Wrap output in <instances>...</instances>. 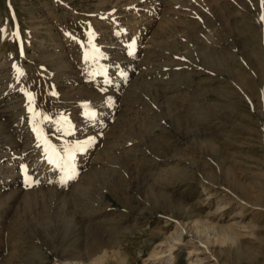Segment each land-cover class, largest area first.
Returning a JSON list of instances; mask_svg holds the SVG:
<instances>
[{
    "label": "rangeland",
    "instance_id": "rangeland-1",
    "mask_svg": "<svg viewBox=\"0 0 264 264\" xmlns=\"http://www.w3.org/2000/svg\"><path fill=\"white\" fill-rule=\"evenodd\" d=\"M165 1L163 6L144 5L155 19L149 18L146 32L139 31L140 23L123 21V15L113 9L114 3L124 4L125 0L112 4L104 0H0V77L11 84L14 68L25 60V82L36 93L40 117L59 119L61 110L55 96L45 91L37 65L46 64L55 72L49 63H59L64 54L71 58L72 50L69 53L67 49L77 44L76 39L91 37L106 50L117 43L103 38L113 30L128 36L123 44L135 38L137 45L152 43L164 49L168 59L165 72L175 89L164 99L163 124L153 113L139 119L137 125L152 133L139 137L142 147L126 152L131 155L126 168L137 163L143 168L142 176L130 182V169L116 175L115 188L127 191L123 201L105 185L103 177L91 172L87 183L81 184L91 192L89 198L70 195V204L68 199L62 203L59 215L52 210L56 200L51 194L35 193L23 198L29 204H10L0 192V208L6 203L14 207L11 225L0 229V264H13L16 255L22 256L19 264H54V252L59 248L74 247L91 254L111 238L116 253L110 262L97 264H161L164 255L160 248L169 246L174 233L183 229L188 232L183 237L187 245L174 248V264H190L197 255L211 256L209 264H216L215 260L217 264H264V7L261 0ZM131 13L134 17H130L138 18ZM166 18L172 19L173 26L164 22ZM21 82L19 86H24ZM140 82V86H158L154 79ZM132 86L138 87L137 81L129 88ZM142 92L140 106L148 109L144 103L154 95ZM174 106L181 108V116L170 112ZM47 139H42L41 147L49 153H43L60 159L63 145L56 146L54 139L53 145L52 139ZM77 147L75 143L73 151L65 154L69 162L61 171L63 176L82 170L77 163L84 153ZM98 191L103 192L104 202L110 203L99 220L110 223L76 222V216L88 218L104 207L96 203L94 193ZM162 191L173 198L155 195ZM68 205L70 211H66ZM25 219L29 224L22 222ZM2 220L6 219L0 216ZM203 220L217 228L205 226ZM231 224L236 226L229 228ZM231 234L236 235L235 242L226 236ZM25 236L30 237L29 243L21 247ZM14 241L19 249L12 248ZM90 258L87 264H92L94 257Z\"/></svg>",
    "mask_w": 264,
    "mask_h": 264
},
{
    "label": "bare ground",
    "instance_id": "bare-ground-1",
    "mask_svg": "<svg viewBox=\"0 0 264 264\" xmlns=\"http://www.w3.org/2000/svg\"><path fill=\"white\" fill-rule=\"evenodd\" d=\"M104 2L112 4L114 0H104ZM125 2L124 4L122 2L114 3L113 9L120 12L119 16L123 15V21L140 23L141 27H139V31L143 30L147 32L148 28H150L148 25L151 22L149 18L154 19V17H151L152 11H149L144 5L152 4L155 6H163L167 1L131 0L129 2L125 0ZM149 7L153 9V6ZM130 12H133V14L136 13L138 18L134 19L130 17L133 16L132 13L129 15ZM176 14L179 15L180 12H176ZM184 16L186 17L185 14ZM139 18L142 20L139 21ZM171 20L166 18L164 22L169 24L168 22ZM110 21L105 20L109 24ZM171 23L169 25H172ZM127 37L124 32H115L113 30L110 36L108 34L103 38L108 39L110 42L116 39L117 43L109 44L105 47L106 50H103L99 46L100 43L95 42L91 37L87 40L83 39L85 41L76 39L78 45H75V43L71 44L70 50L67 49L69 53L72 50L70 53L72 55L71 58L64 54L59 59V63H55L54 61L49 63L51 68H55V72H52L51 69L48 70L46 64L44 66L37 65L40 78L42 77L44 79L43 82H45V91L55 96V99L53 98L54 102L61 110L59 119H50V117L45 119L38 114L39 105L36 93L25 82L27 81L25 60L17 63L18 65L14 68L11 76V84L4 83L0 77V192L3 196H7L10 204H15L19 201L29 204L27 202L29 200L24 201L23 198L33 194L35 195V193L38 195L51 194V196H55L54 198L56 200L54 209H51L53 211L55 210L56 214L59 215L62 209V203L64 204L70 195L72 197L84 195L86 198H89L91 192L87 186H81V184L87 183L89 172L99 174L100 177H103L104 181H106L105 185L111 187L115 195L122 201L127 191L121 188L120 185V188H115L117 181L116 175L120 171L122 173V170L130 169L131 173H128L130 182H133L132 179L142 176L143 168L137 163L126 168L127 164L130 163L131 156H126V152L132 153L136 150V147H142L143 141H138L139 137H147V135L152 133L144 125H137L139 119L144 120L147 117L146 115L153 113L159 123L163 124L165 122L164 99L168 93L175 89L172 88L171 81L167 79L168 75L165 66H167L166 61L168 59L164 49L162 51V48L152 43H150V46H145V44L140 42L137 45L135 38H131L130 41L126 40L124 41L125 44H123L122 40ZM89 53L93 54L90 55ZM20 79H22L21 83L24 86H19ZM151 79H154L155 84L158 86H140V80L149 81ZM134 81H137L138 87L132 86L134 88H129L131 85H134ZM143 90H147L154 95L153 97L150 94V99H148L149 103H144L148 106V109L140 106L141 100L144 99ZM180 109L174 106L170 112L175 111L181 116L182 110L180 111ZM20 110V115L17 117L16 113ZM92 113H95V115L93 116ZM162 124L159 127L164 129ZM37 125L41 126L40 130H38L39 127ZM44 138H48L46 141H49L51 138L52 144L53 139L56 140L57 142L55 141L56 143H54L56 146L63 145L62 151L60 150V159L50 158L47 154L43 153V151L48 150L45 148L42 150L41 146L43 144L41 141ZM175 141L178 140L175 139ZM75 143L78 144L76 150H83L84 153L83 156L80 155L81 159L77 163L82 170L76 173H67L68 175L64 174L63 176L61 171L67 167V163L69 162H66L65 154L73 151V145ZM57 150L55 151L57 152ZM51 154H53V150ZM78 169L79 167L77 166ZM161 171L164 170L161 169ZM167 174H169V171H167ZM170 174H173V171ZM124 175L126 174L124 173ZM61 177L68 179L62 180ZM146 183H148V179H146ZM94 195L96 196V203L104 207L101 210L94 211L88 218L80 215L76 216V222L81 223L86 220V222L90 223H110V221L99 220L101 215L107 213L108 209H110L108 208L110 203L107 204L104 202L102 191H98ZM155 195H159L162 199L173 198L172 195L163 193V191L158 194L155 193ZM171 201L176 203L173 200ZM9 203L4 204L0 208L1 218L6 219L0 221L1 230L6 229L12 223L10 218L14 213V207ZM68 203L70 204V200ZM70 208V205H68L66 207L67 210H65L70 211ZM22 222L29 224L28 220ZM202 222L207 227L217 228V225L209 220H203ZM236 224H231V227H227L234 228L233 226H236ZM179 228H181V225H179ZM184 230L174 233L175 237L173 242H167L169 244V246L167 245L168 247L160 248L162 250V252L160 251L161 254L164 255L162 258L157 254V256L155 255V257L160 258L161 264L164 262H167L166 264L175 263L176 259L173 255L174 248H182L187 245L183 237L188 235V232ZM226 236L231 237L232 242L237 240L235 234ZM29 238L27 236L22 238L20 246L24 247L29 243ZM207 240H210V238L208 237ZM16 243L12 245V248H18ZM112 243L111 238L102 244H98L91 251V254L77 251V248L74 249V247L72 249L59 248L54 252V264H87L91 256L94 257L92 264L94 262L96 264L106 261L110 262L112 254L116 253ZM205 250L208 251V249ZM194 251L193 253H195ZM193 253L191 252L190 255L192 256ZM208 254L209 252H206V255ZM12 256L15 258V255L12 254ZM20 256L16 255L18 260H14L12 263L19 264L22 262L23 259ZM195 257L196 260L191 261L190 264H209V261L212 259L211 256L201 258L197 255ZM215 262L216 264L218 263L216 260Z\"/></svg>",
    "mask_w": 264,
    "mask_h": 264
},
{
    "label": "snow or ice",
    "instance_id": "snow-or-ice-1",
    "mask_svg": "<svg viewBox=\"0 0 264 264\" xmlns=\"http://www.w3.org/2000/svg\"><path fill=\"white\" fill-rule=\"evenodd\" d=\"M261 6L264 7V0H261ZM262 19H264V17H262ZM92 115L94 116L95 113H92Z\"/></svg>",
    "mask_w": 264,
    "mask_h": 264
}]
</instances>
